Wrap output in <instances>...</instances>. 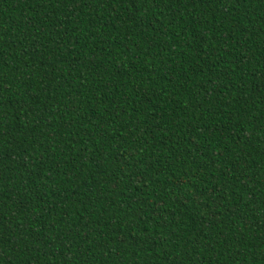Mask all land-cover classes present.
Masks as SVG:
<instances>
[{"label": "trees", "instance_id": "obj_1", "mask_svg": "<svg viewBox=\"0 0 264 264\" xmlns=\"http://www.w3.org/2000/svg\"><path fill=\"white\" fill-rule=\"evenodd\" d=\"M0 264H264V0H0Z\"/></svg>", "mask_w": 264, "mask_h": 264}]
</instances>
